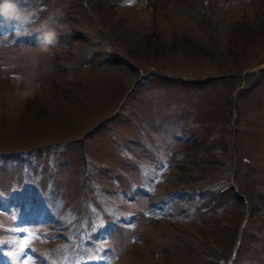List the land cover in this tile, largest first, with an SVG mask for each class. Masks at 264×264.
<instances>
[{
  "label": "rangeland",
  "instance_id": "obj_1",
  "mask_svg": "<svg viewBox=\"0 0 264 264\" xmlns=\"http://www.w3.org/2000/svg\"><path fill=\"white\" fill-rule=\"evenodd\" d=\"M20 3L31 31H0V230L34 218L55 240L0 237L50 246L54 264H229L248 214L233 262L264 264V74L245 72L264 61V0ZM52 14L45 52L35 31Z\"/></svg>",
  "mask_w": 264,
  "mask_h": 264
},
{
  "label": "clouds",
  "instance_id": "obj_2",
  "mask_svg": "<svg viewBox=\"0 0 264 264\" xmlns=\"http://www.w3.org/2000/svg\"><path fill=\"white\" fill-rule=\"evenodd\" d=\"M33 16L32 11L21 6L20 0H0V19L4 24L15 26L18 35L28 31ZM56 24V14H52L35 31L37 42L45 52L58 43Z\"/></svg>",
  "mask_w": 264,
  "mask_h": 264
}]
</instances>
